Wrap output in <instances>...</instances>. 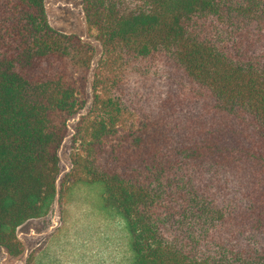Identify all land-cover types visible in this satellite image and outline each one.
Masks as SVG:
<instances>
[{
	"label": "trees",
	"instance_id": "obj_1",
	"mask_svg": "<svg viewBox=\"0 0 264 264\" xmlns=\"http://www.w3.org/2000/svg\"><path fill=\"white\" fill-rule=\"evenodd\" d=\"M83 9L102 45L91 87L93 47L46 0H0V247L21 255L22 224L99 184L131 264H264V0Z\"/></svg>",
	"mask_w": 264,
	"mask_h": 264
},
{
	"label": "rangeland",
	"instance_id": "obj_2",
	"mask_svg": "<svg viewBox=\"0 0 264 264\" xmlns=\"http://www.w3.org/2000/svg\"><path fill=\"white\" fill-rule=\"evenodd\" d=\"M46 6L54 28L78 34L93 47L91 87L102 45L86 18L83 0H46ZM89 105L90 102L80 112L85 113ZM79 116L70 120L69 133L59 150L58 186L71 168L70 154ZM102 203L101 185H76L63 201L57 197L47 215L28 220L18 228L25 250L19 256H11L0 247V264H131V235L125 221L105 212Z\"/></svg>",
	"mask_w": 264,
	"mask_h": 264
}]
</instances>
